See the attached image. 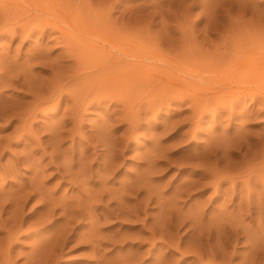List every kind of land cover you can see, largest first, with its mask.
<instances>
[{"label": "rangeland", "instance_id": "1", "mask_svg": "<svg viewBox=\"0 0 264 264\" xmlns=\"http://www.w3.org/2000/svg\"><path fill=\"white\" fill-rule=\"evenodd\" d=\"M0 6V264H264V0Z\"/></svg>", "mask_w": 264, "mask_h": 264}, {"label": "bare ground", "instance_id": "2", "mask_svg": "<svg viewBox=\"0 0 264 264\" xmlns=\"http://www.w3.org/2000/svg\"><path fill=\"white\" fill-rule=\"evenodd\" d=\"M0 8H2L1 6H0ZM3 9V8H2ZM1 10V9H0ZM25 27V26H24ZM46 27V26H45ZM28 30V29H27ZM27 30H26V32H27ZM60 30V29H59ZM29 31V30H28ZM25 36V35H24ZM249 56V55H248ZM248 56H244V57H246V58H242V59H239V58H237L236 60H238L239 62H238V64H237V68H238V72L236 73L237 74V76H242V77H244V76H247L248 74H250V75H252V74H254L255 72H256V68H255V64L257 63V62H255V60H254V57H248ZM243 57V56H242ZM236 60H234L235 62H236ZM233 63V62H232ZM237 63V62H236ZM259 64V63H258ZM231 64H229L228 66H230ZM257 67V66H256ZM232 69V68H231ZM229 70V69H228ZM234 72V71H233ZM236 72V71H235ZM226 73V72H225ZM230 74V73H229ZM231 74H232V72H231ZM230 74V75H231ZM234 75V74H233ZM249 75V76H250ZM229 76V75H228ZM227 76V77H228ZM232 77H234V76H232ZM241 77V78H242ZM8 83V82H7ZM23 197V196H22ZM95 206V205H94ZM1 207V206H0ZM63 207V206H62ZM4 208V207H3ZM2 209V208H1ZM61 209H63V208H61ZM94 210V209H93ZM63 211H64V209H63ZM74 211H76L75 209L73 210V212H72V214L73 215H75V212ZM91 212H94V211H92V208H91V210H90ZM65 212V211H64ZM19 213V212H18ZM16 214V213H15ZM67 214V213H66ZM78 214V213H77ZM96 214V213H95ZM105 214V213H104ZM16 216V215H15ZM62 216L64 217L65 216V214L63 215L62 214ZM72 216V215H71ZM96 216V215H95ZM88 217H89V215H88ZM106 218V217H105ZM89 219H90V217H89ZM91 219L93 220V218H92V216H91ZM95 220H97V218H94ZM105 220H107V219H105ZM91 221V220H90ZM93 222V221H92ZM95 223V222H94ZM94 225V224H93ZM91 229V228H90ZM62 230L66 233V230H64L63 228H62ZM96 230V229H95ZM88 231H90V230H88ZM61 232L62 231H59L56 235L58 236L57 237V240L56 241H51V243H50V248H51V246H53L54 244L56 245V243H58V240H60V241H62L63 243H65L66 241H68V239L67 238H65L66 237V235H65V233L63 234V235H65V237L63 236V235H61ZM63 233V232H62ZM92 233V232H91ZM91 233H89L88 234V237H89V235L91 234ZM95 233V232H94ZM72 234V233H71ZM73 235H74V233H73ZM93 235V234H92ZM96 235V234H95ZM80 236V235H79ZM86 234L84 235V238L86 239ZM94 236V235H93ZM56 237V236H55ZM74 237V236H73ZM76 238H78V237H76ZM82 238V241H83V236L81 237ZM94 238H95V236H94ZM89 240H88V242H89V245L90 246H92V254H94L93 252H95V250L98 248V246H97V243H96V245H93V243H92V241L94 242L95 240H92L91 238H88ZM74 240V239H73ZM56 242V243H55ZM95 242H97V241H95ZM60 243V242H59ZM58 243V244H59ZM62 243V244H63ZM68 243V242H67ZM51 244H53V245H51ZM99 245V244H98ZM101 245V244H100ZM58 246H60V244L59 245H57V247ZM97 246V247H96ZM54 247H56V246H53L52 248L53 249H55ZM57 247H56V249H57ZM52 248L50 249L51 250V254L49 253L48 255V259H49V257L50 258H52V256H53V254H56L57 253V251L59 250H57L56 251V249H55V252L54 251H52ZM62 249V248H61ZM61 249L59 250V251H61ZM90 249H91V247H90ZM9 251V250H8ZM98 252V251H97ZM97 252H95V253H97ZM46 253H47V251H46ZM60 253V252H59ZM10 254V253H9ZM91 254V255H92ZM95 255V254H94ZM46 258H47V256H46ZM47 259V260H48ZM128 260H129V258H127ZM95 261H97V262H99V260L97 259V260H95ZM8 262V261H7ZM126 263V262H125ZM98 264H100V263H98ZM117 264V263H116Z\"/></svg>", "mask_w": 264, "mask_h": 264}]
</instances>
